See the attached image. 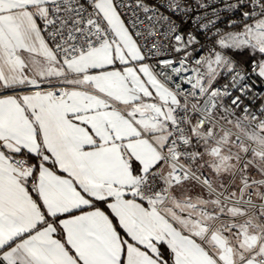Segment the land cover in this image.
Returning a JSON list of instances; mask_svg holds the SVG:
<instances>
[{
  "label": "snow or ice",
  "instance_id": "snow-or-ice-1",
  "mask_svg": "<svg viewBox=\"0 0 264 264\" xmlns=\"http://www.w3.org/2000/svg\"><path fill=\"white\" fill-rule=\"evenodd\" d=\"M0 264H264V0H0Z\"/></svg>",
  "mask_w": 264,
  "mask_h": 264
},
{
  "label": "built area",
  "instance_id": "built-area-1",
  "mask_svg": "<svg viewBox=\"0 0 264 264\" xmlns=\"http://www.w3.org/2000/svg\"><path fill=\"white\" fill-rule=\"evenodd\" d=\"M199 54V53H198ZM171 55H175L174 53H168V52H165L163 53L160 57H157V59H161V58H169V56ZM154 62V61H153Z\"/></svg>",
  "mask_w": 264,
  "mask_h": 264
},
{
  "label": "rangeland",
  "instance_id": "rangeland-1",
  "mask_svg": "<svg viewBox=\"0 0 264 264\" xmlns=\"http://www.w3.org/2000/svg\"><path fill=\"white\" fill-rule=\"evenodd\" d=\"M236 59L243 60V59H245V57H243V56H237Z\"/></svg>",
  "mask_w": 264,
  "mask_h": 264
}]
</instances>
